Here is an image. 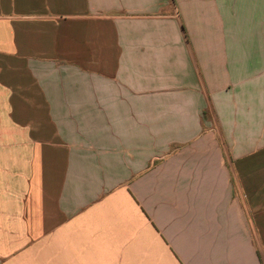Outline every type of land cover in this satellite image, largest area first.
Here are the masks:
<instances>
[{"label":"crops","instance_id":"1","mask_svg":"<svg viewBox=\"0 0 264 264\" xmlns=\"http://www.w3.org/2000/svg\"><path fill=\"white\" fill-rule=\"evenodd\" d=\"M0 264H264V0H0Z\"/></svg>","mask_w":264,"mask_h":264}]
</instances>
